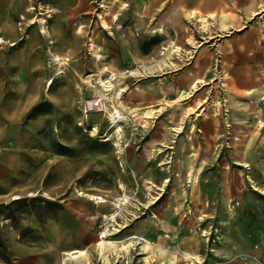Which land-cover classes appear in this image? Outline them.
<instances>
[{"label":"rangeland","instance_id":"1","mask_svg":"<svg viewBox=\"0 0 264 264\" xmlns=\"http://www.w3.org/2000/svg\"><path fill=\"white\" fill-rule=\"evenodd\" d=\"M201 1L0 0V264H264V0Z\"/></svg>","mask_w":264,"mask_h":264},{"label":"bare ground","instance_id":"2","mask_svg":"<svg viewBox=\"0 0 264 264\" xmlns=\"http://www.w3.org/2000/svg\"><path fill=\"white\" fill-rule=\"evenodd\" d=\"M190 15L192 17L194 16V14H190ZM116 19H117V15H113L112 20H116ZM200 20L202 22H205V18H200ZM41 24H45V21L42 20ZM41 33H45V31L41 30ZM179 50L180 49L178 47L172 46V50H171L172 52L178 53ZM96 81H97V84L100 86V88H102V91H107L111 86V84L109 82H106L103 79L98 78ZM52 84H53V82L50 79H48L47 88L49 89V87H51ZM150 114H152V112H148L146 115L148 116ZM126 121H127V118L124 117L117 110H115L114 114L111 115V128H114L115 130H117L119 132L120 131L119 125L123 122H126ZM166 181H167V179H166ZM166 181H165V183H166ZM123 197L121 199H117L116 201H114L112 203V205L114 206L115 212L120 209L121 205L124 206V204L126 205V203L128 202L127 196L125 195ZM92 199H96V200L98 199L100 201L102 200V199L97 198V197H92ZM116 215H117V212L112 214L110 216V220L114 221ZM135 239H137L139 241L138 243L142 244V246H141L142 250L146 251V250L153 248L154 259L157 260L159 258L164 257V253L166 251L161 245L151 244L149 241H147L143 237H139V236H130L127 238V240L129 241V244L132 243V241ZM135 243H136V241H135ZM114 244L115 243L106 240V234L103 233L102 240L97 243V245H98L97 249H98L100 254H103V251L106 248H108L109 246H114ZM126 248H127L126 246H122V249H126ZM65 256L66 257L64 258V260L62 262L63 264H66L65 262L70 261V260L75 261V262H81L84 264H90L89 258H88V253L84 252V251L72 250V251H70V253L66 254ZM119 257H120V255L117 256V259H119ZM169 263L170 264H200L197 262L196 257H192L191 255H188V254L173 256L172 259L169 261ZM158 264H162V262H160Z\"/></svg>","mask_w":264,"mask_h":264},{"label":"crops","instance_id":"3","mask_svg":"<svg viewBox=\"0 0 264 264\" xmlns=\"http://www.w3.org/2000/svg\"><path fill=\"white\" fill-rule=\"evenodd\" d=\"M190 3V2H189ZM221 4L224 6V7H231L234 3L233 2H229L228 0H221ZM203 6H205V5H203L202 4V1L201 0H191V4H188L187 3V9H189V13H187V11H186V17L187 18H189V19H193V18H197L198 20L200 19V18H205V20L207 19V18H211V17H213L214 16V12H212V11H208V10H205V11H203L204 13H201L200 12V14H202L203 15V17H200V18H198V15H197V13L199 12V8L200 7H203ZM194 8L198 11V12H196V13H194V12H192L193 10H194ZM190 14H194L195 16H191ZM190 15V16H189Z\"/></svg>","mask_w":264,"mask_h":264}]
</instances>
